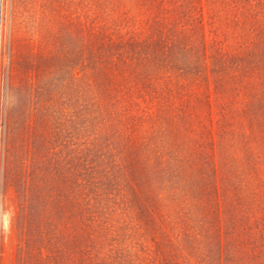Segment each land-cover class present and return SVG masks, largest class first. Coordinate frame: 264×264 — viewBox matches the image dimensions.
I'll use <instances>...</instances> for the list:
<instances>
[{
    "label": "rangeland",
    "instance_id": "rangeland-1",
    "mask_svg": "<svg viewBox=\"0 0 264 264\" xmlns=\"http://www.w3.org/2000/svg\"><path fill=\"white\" fill-rule=\"evenodd\" d=\"M0 264H264V0H0Z\"/></svg>",
    "mask_w": 264,
    "mask_h": 264
}]
</instances>
